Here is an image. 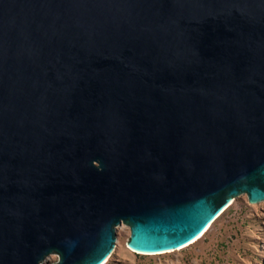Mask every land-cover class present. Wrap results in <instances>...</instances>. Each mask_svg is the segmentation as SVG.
I'll list each match as a JSON object with an SVG mask.
<instances>
[{
    "label": "water",
    "instance_id": "95a60500",
    "mask_svg": "<svg viewBox=\"0 0 264 264\" xmlns=\"http://www.w3.org/2000/svg\"><path fill=\"white\" fill-rule=\"evenodd\" d=\"M243 194L264 0H0V264H102L121 224L176 250Z\"/></svg>",
    "mask_w": 264,
    "mask_h": 264
},
{
    "label": "rangeland",
    "instance_id": "374dc122",
    "mask_svg": "<svg viewBox=\"0 0 264 264\" xmlns=\"http://www.w3.org/2000/svg\"><path fill=\"white\" fill-rule=\"evenodd\" d=\"M115 247L103 264H264V201L233 202L192 243L180 249L138 254L127 248L129 227L116 228ZM57 259L56 254L47 262Z\"/></svg>",
    "mask_w": 264,
    "mask_h": 264
},
{
    "label": "bare ground",
    "instance_id": "6f19581e",
    "mask_svg": "<svg viewBox=\"0 0 264 264\" xmlns=\"http://www.w3.org/2000/svg\"><path fill=\"white\" fill-rule=\"evenodd\" d=\"M209 226H210V224L205 228V230H203V232L206 231V230L208 229ZM203 232H201V233L199 234V236H201V235L203 234ZM199 236H198V237H199ZM198 237H197V238H198ZM197 238H196V239H197ZM196 239H195V240H196ZM193 241H194V240H193ZM193 241H191V242H193ZM180 248H181V247H180ZM180 248H178V249H180ZM130 250H131V249H130ZM131 251H132V252H136V251H134V250H131ZM138 254H140V253L138 252ZM103 263H104V262H103ZM103 263H102V264H103Z\"/></svg>",
    "mask_w": 264,
    "mask_h": 264
}]
</instances>
